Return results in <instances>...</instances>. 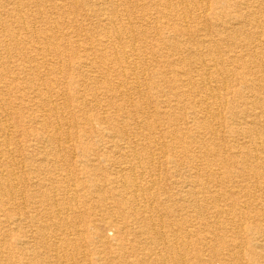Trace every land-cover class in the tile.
<instances>
[{"label":"bare ground","instance_id":"1","mask_svg":"<svg viewBox=\"0 0 264 264\" xmlns=\"http://www.w3.org/2000/svg\"><path fill=\"white\" fill-rule=\"evenodd\" d=\"M145 30L167 69L148 85ZM32 35L24 78L0 75V264H264V0H0V51Z\"/></svg>","mask_w":264,"mask_h":264},{"label":"rangeland","instance_id":"2","mask_svg":"<svg viewBox=\"0 0 264 264\" xmlns=\"http://www.w3.org/2000/svg\"><path fill=\"white\" fill-rule=\"evenodd\" d=\"M28 14H31L32 9H28L26 10ZM149 12H153L152 9H150ZM224 15V12H218L217 10H209L206 12V14L204 15L205 17H208V19H212L210 22H213V20H216V18H220ZM133 17L135 19H139L140 17V10L139 8L134 9V15ZM62 19V18H61ZM140 20V19H139ZM203 20V19H202ZM207 20V19H206ZM166 21V20H165ZM82 24H86V23H82ZM37 26L41 27L42 29L45 28L43 23H38ZM151 30H145V37L148 39H146V44H143L142 46V50L146 51L148 54V56L146 58H142L140 60V62H138V71H143L142 72V78L145 79L144 84L148 85L150 84L151 80L147 79L149 77V75L154 74V72H166L167 69L164 66H154V68L150 67V63H153V61H163L164 57L166 56V52L165 50L162 48V43L160 41L157 40V37H154V33H151ZM93 36H95L94 34H90L89 37L86 36H81V37H72V39H69L68 42L65 41L64 45H65V52L64 55L62 56V64H61V68L64 70H70V68H72L71 66L74 64L76 58H78V56L83 55V50L81 49L82 47H87L86 45H88ZM75 38V39H74ZM77 39V40H76ZM79 40V41H78ZM38 39L37 37H35V35H32V40L30 41L29 44L26 43H20L19 45H17L16 49H10L8 51L2 50L0 51V75L2 76H9L10 78H13L15 80V82H20V80L22 78H24L23 73L19 70V68H21V64L26 62L29 59H33L37 57V52H35L34 49L31 50L32 45H37ZM77 41V42H76ZM76 42V43H75ZM12 45V43H11ZM147 45V46H146ZM161 46V47H160ZM160 47V50H158V48ZM78 50H77V49ZM8 52V53H7ZM8 55V56H7ZM146 60V61H145ZM234 65H231V68H233ZM40 72H43V70H41ZM44 73V72H43ZM148 75V76H147ZM52 76V75H51ZM141 78V79H142ZM171 78V77H170ZM142 79V81H143ZM33 82H35V84H40L42 82L37 80H34ZM3 86L4 83L0 82V89L3 90ZM7 90V89H6ZM68 93H70L69 91H67ZM143 92V91H141ZM233 92V91H232ZM150 93H153L152 91H150ZM169 94V93H168ZM145 97L146 94H140L139 96H134V100L139 101L141 100V103L145 102ZM4 98V96H0V99ZM10 100H13V98L8 97ZM229 101L234 102V105H237V103L239 102V98L237 97V95L235 94H230ZM18 104V103H17ZM184 105V104H183ZM185 106H180L179 110H177L176 115H178L181 112H188L186 108H184ZM16 109L18 110L17 107H13L12 109V113L16 112ZM69 109H64V113H63V117L67 116L68 112L72 113V111H68ZM228 112L227 107L222 110V114L226 115ZM17 114V112L15 113ZM91 114L96 115V110L92 111ZM16 116V115H15ZM17 117H19V115H17ZM20 118V117H19ZM18 118V119H19ZM82 126H74V127H70L69 131L70 133L75 136L71 139L70 142H68L67 144L72 148V149H77L80 146V142H82V146H86V147H91V148H95V143H96V138H94L93 134H83L82 135V130H81ZM97 129L100 128V126L96 125L95 126ZM35 127H28V130H34ZM95 128V129H96ZM222 131L226 132V129L223 128ZM81 135V136H80ZM78 137V138H77ZM221 140L216 141L219 142L221 144V147L224 150H228L231 143L234 140V137H230L229 135H221ZM17 139L20 141L22 138V136L17 135ZM24 153V152H23ZM73 157H71L72 159ZM74 160L76 158H73ZM72 160V161H74ZM235 165H230L229 166V171H232V169H234ZM30 190V189H29ZM28 194H30V191L24 190V196H27ZM239 225L241 226H249V225H259V226H263V222H258V221H253L252 219H248V221L243 220L242 222H238ZM223 227H227L230 228L228 225H223ZM264 227V226H263ZM98 233L99 234H107L109 235V233L111 234V232L108 231L106 224L104 223H100V225H98ZM96 229V230H97ZM95 230V231H96ZM105 230V231H104ZM89 231V230H88ZM89 233H95L94 231H89ZM96 232V234H98ZM227 242L230 241V238L225 239ZM232 240V238H231ZM191 248H194V244L193 247L191 246ZM193 250V249H192ZM239 252L241 253V255H243V257H245L246 259L248 258V253H247V249H240ZM107 253H109L107 251ZM223 253H226L225 251ZM235 254H237L238 252H234ZM232 253V254H234ZM199 256L201 259H207L206 257L208 256L207 251H200L199 252ZM103 259V257H102ZM189 263V260H186V264ZM216 264H222L221 261L217 262Z\"/></svg>","mask_w":264,"mask_h":264}]
</instances>
